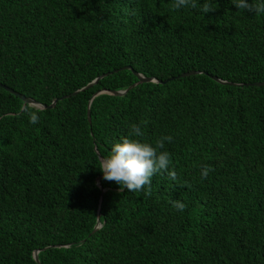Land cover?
I'll return each mask as SVG.
<instances>
[{
    "label": "trees",
    "instance_id": "1",
    "mask_svg": "<svg viewBox=\"0 0 264 264\" xmlns=\"http://www.w3.org/2000/svg\"><path fill=\"white\" fill-rule=\"evenodd\" d=\"M216 3L0 0V264H264V86L212 78L264 82V15ZM133 123L173 137L150 196L99 170Z\"/></svg>",
    "mask_w": 264,
    "mask_h": 264
},
{
    "label": "clouds",
    "instance_id": "2",
    "mask_svg": "<svg viewBox=\"0 0 264 264\" xmlns=\"http://www.w3.org/2000/svg\"><path fill=\"white\" fill-rule=\"evenodd\" d=\"M237 12L249 13L256 16L264 15V0H230ZM172 10L184 8L199 9L205 15L217 10L216 0H172ZM22 112L28 116L30 124L39 123L38 110L31 107H23ZM144 123L143 121L141 122ZM144 132L138 124H131L127 137L114 143L110 152L100 160L99 170L103 179L119 185V190L125 189L130 193L144 191L145 195H151L152 179L154 175H165L172 181L177 180V173L172 166V160L165 148V142L171 143L173 137L162 136L156 140L155 145L143 141ZM171 168V170H169ZM213 169L207 165L200 166V178L206 179ZM189 185L185 182V187ZM172 207L183 212L187 205L181 200H172Z\"/></svg>",
    "mask_w": 264,
    "mask_h": 264
},
{
    "label": "water",
    "instance_id": "3",
    "mask_svg": "<svg viewBox=\"0 0 264 264\" xmlns=\"http://www.w3.org/2000/svg\"><path fill=\"white\" fill-rule=\"evenodd\" d=\"M123 69H131V68H130V67H124ZM197 73H198V72H187V73H183V74H181L180 76H178V77H176V78H182V77L190 76V75L197 74ZM106 75H107V74H103V75L97 77V78L94 79L92 82H90V83L87 84L85 87H83L82 89L73 92L72 95H75V94H77V93L80 92V91H83V90H85V89L90 88L91 86H93L94 84H96L101 78H103V77L106 76ZM135 75H136L137 78H138V82H137V84L144 83V82H153V83H165V82H167V80H166V81H159V80H155V79H153V78H145V77H143L142 75L137 74V73H135ZM212 78H213L215 81H217V82H220V83H222V84H227V85H235V86H248V85L264 86V82L253 83V84H235V83H231V82H227V81L221 80V79L216 78V77H212ZM173 79H174V78H172V79H170V80H173ZM133 86H134V85H133ZM133 86H132V87H133ZM4 88H5L7 91H9L10 93H12V94L17 95L18 97H20V98L23 100L24 105L27 104V105L36 106V107H39V108H46V106H44V105L39 106V104H37L33 99H31V98H27V97H24V96L18 94L17 92L13 91L11 88H8V87H5V86H4ZM130 88H131V87H130ZM130 88H129V89H130ZM127 91H128V89L125 90V91H112V92H108V93L113 94V95H123V94H125ZM97 94H99V93H97ZM97 94H96V95H97ZM69 96H70V95H67V96H64V97H62V98L69 97ZM62 98H60V99H62ZM57 100H58V99H55V100H54L49 106H47V107H48V108H52V107L55 105V103L57 102ZM88 120H89V122H90V118H89ZM99 183H100V178H98V184H99ZM102 191H103V190H102ZM34 258H35V260L38 262L37 252H35V254H34Z\"/></svg>",
    "mask_w": 264,
    "mask_h": 264
}]
</instances>
